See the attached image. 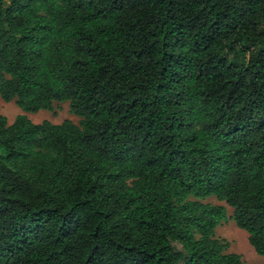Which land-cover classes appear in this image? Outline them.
Listing matches in <instances>:
<instances>
[{
  "label": "trees",
  "instance_id": "obj_1",
  "mask_svg": "<svg viewBox=\"0 0 264 264\" xmlns=\"http://www.w3.org/2000/svg\"><path fill=\"white\" fill-rule=\"evenodd\" d=\"M0 97V264L264 257V0H0Z\"/></svg>",
  "mask_w": 264,
  "mask_h": 264
},
{
  "label": "rangeland",
  "instance_id": "obj_2",
  "mask_svg": "<svg viewBox=\"0 0 264 264\" xmlns=\"http://www.w3.org/2000/svg\"><path fill=\"white\" fill-rule=\"evenodd\" d=\"M0 114L4 115L10 124L16 115L25 114L32 122L38 123L48 120L52 123H60L65 119H69L74 123H78L80 117L71 113L68 101L53 102V108L40 109L36 112L23 111L18 107L14 100L4 101L0 97ZM201 202L213 205H222L225 208V219L215 227L214 235L217 238L224 239L228 242L226 252H234L241 256L245 264H264V257L256 253L247 239V232L239 228L233 219V210L223 201H219L214 196L200 199ZM180 248L178 244H174Z\"/></svg>",
  "mask_w": 264,
  "mask_h": 264
}]
</instances>
